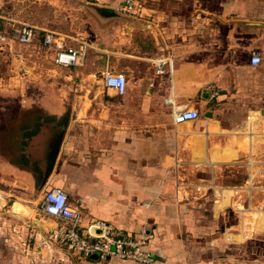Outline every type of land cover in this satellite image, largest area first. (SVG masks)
Wrapping results in <instances>:
<instances>
[{"label": "crops", "instance_id": "1", "mask_svg": "<svg viewBox=\"0 0 264 264\" xmlns=\"http://www.w3.org/2000/svg\"><path fill=\"white\" fill-rule=\"evenodd\" d=\"M69 1L95 10L94 38L38 29L35 40L41 33L54 64L46 31L86 43L82 66L55 64L81 83L45 89L39 119H0V264H48L57 223L39 206L53 187L85 226L152 234V264H251L246 245L264 233V0H137L135 14L126 0ZM108 68L126 74L124 95L104 85ZM176 109L200 117L176 124Z\"/></svg>", "mask_w": 264, "mask_h": 264}, {"label": "rangeland", "instance_id": "2", "mask_svg": "<svg viewBox=\"0 0 264 264\" xmlns=\"http://www.w3.org/2000/svg\"><path fill=\"white\" fill-rule=\"evenodd\" d=\"M0 1L2 3L0 4V14L4 17L8 27L24 23L39 30L59 31L69 37L82 36V33L85 32L84 36L88 35L91 39L94 38L92 35L94 28L96 30L98 28V22L95 25L93 17V15H97L95 10L89 6L82 7L73 1L53 0V4H48L44 0ZM101 16L105 17L106 15L102 13ZM76 26H79V29H76ZM102 31L103 34L108 35V25L102 26ZM41 38L42 34L39 33L34 41L36 46L16 43L11 53L0 54L4 65L3 70L0 66L1 83L8 89L5 92H0V119L5 117L9 121L18 117L27 122L39 119L41 116L37 102L44 95L45 89L81 83L77 77L68 78L71 70L59 68L53 63L50 53L41 47ZM23 58L24 60H22ZM120 69L118 68V70ZM5 127L4 122L0 120V130ZM53 245L55 250L48 256V264H66V262L77 264V262L86 260L83 256L74 254L73 251H70L69 255L65 254L64 251H68V248L60 241H54ZM246 251L244 256L247 263L264 264V233L258 242L246 245ZM65 255L69 257V260H64ZM39 257L41 260L38 262L45 264V255ZM231 260H236V257L229 259L230 262ZM38 262L35 258L34 263Z\"/></svg>", "mask_w": 264, "mask_h": 264}, {"label": "built area", "instance_id": "3", "mask_svg": "<svg viewBox=\"0 0 264 264\" xmlns=\"http://www.w3.org/2000/svg\"><path fill=\"white\" fill-rule=\"evenodd\" d=\"M136 3L137 0H126L125 11L135 14ZM37 30L36 27L24 23L8 27L4 17L0 14V51L9 46L12 40H17L21 44L32 43L36 38ZM43 45L47 49H54L55 64L65 68L82 66L88 52L86 43H82L79 48L68 47L61 36L53 31L45 32ZM262 60L258 53H254L251 64L259 65ZM162 64L166 62H159V73L164 72ZM102 78L104 85L115 90L118 95L126 93L127 76L125 73L115 72L108 68L103 72ZM199 117L200 113L197 109H176L173 114L176 124L194 121ZM39 211L57 223L50 231L51 237L56 241H61L78 255L86 258L97 255L101 260L118 258L140 264H152L156 260L154 253L150 250L152 234L132 235L104 221L85 226L81 207L75 205L67 192L60 187H53L45 192Z\"/></svg>", "mask_w": 264, "mask_h": 264}, {"label": "water", "instance_id": "4", "mask_svg": "<svg viewBox=\"0 0 264 264\" xmlns=\"http://www.w3.org/2000/svg\"><path fill=\"white\" fill-rule=\"evenodd\" d=\"M93 257H94V258H97V255H94Z\"/></svg>", "mask_w": 264, "mask_h": 264}, {"label": "bare ground", "instance_id": "5", "mask_svg": "<svg viewBox=\"0 0 264 264\" xmlns=\"http://www.w3.org/2000/svg\"><path fill=\"white\" fill-rule=\"evenodd\" d=\"M18 206H19V205H18ZM23 206H25V205H23ZM20 209H22V208H20ZM26 209H27V208H26ZM22 212H23V211H22ZM22 212H21V213H22Z\"/></svg>", "mask_w": 264, "mask_h": 264}]
</instances>
